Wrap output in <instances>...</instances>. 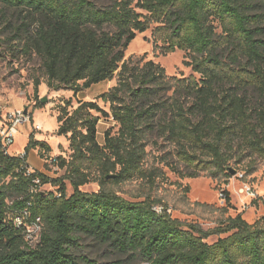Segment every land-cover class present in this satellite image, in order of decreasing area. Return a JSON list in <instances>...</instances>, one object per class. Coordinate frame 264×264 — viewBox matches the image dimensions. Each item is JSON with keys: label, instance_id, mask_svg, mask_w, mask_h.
I'll list each match as a JSON object with an SVG mask.
<instances>
[{"label": "trees", "instance_id": "trees-1", "mask_svg": "<svg viewBox=\"0 0 264 264\" xmlns=\"http://www.w3.org/2000/svg\"><path fill=\"white\" fill-rule=\"evenodd\" d=\"M0 3L13 13L6 41L13 58L41 62L45 81L35 80L36 96L43 83L50 91L78 95L117 77V85L98 97L110 113L92 101L73 110L71 100L60 106L56 133L68 138L71 152L70 159H56L63 177L27 175L26 160L5 155L0 147V264H99L78 255L84 238L141 264H264V218L249 224L239 214L205 231L174 219L161 200H126L109 187L132 180L152 185L162 176L145 168L155 138L174 147L191 179L230 178L233 165L264 158V0ZM153 25L155 50L190 54L188 65L199 80L170 77L144 58L126 61L137 35ZM96 113L119 127L117 134L114 128L105 132L103 145ZM39 146L50 148L32 135L25 152ZM111 174L117 177L107 180ZM36 179L58 187L59 195L43 193L40 186L33 192ZM95 181L99 192L80 190ZM38 219L41 233L32 247L26 226ZM212 236L220 238L209 244Z\"/></svg>", "mask_w": 264, "mask_h": 264}, {"label": "rangeland", "instance_id": "rangeland-1", "mask_svg": "<svg viewBox=\"0 0 264 264\" xmlns=\"http://www.w3.org/2000/svg\"><path fill=\"white\" fill-rule=\"evenodd\" d=\"M146 14V12H143ZM14 21L12 11H9L0 3V109L6 115L11 112L28 113L32 122L18 128L14 145L9 149L10 156H25L26 165L34 172H39L50 179H59L64 176V170L56 166V159L63 157L70 159L69 141L67 137L57 135L59 127L57 117L60 106L67 100H71L70 110L78 107L81 101L98 102L99 106L106 113H110V105L98 100V97L108 92L117 85V77L110 82H103L93 86L91 89L75 95L71 91H50L45 83L39 88L35 95L34 83L37 78L45 81L41 62L38 58L16 60L6 41L12 35L7 21ZM217 32L221 28L217 21L214 22ZM156 25L145 33L138 34L136 40L130 45L126 52V61L131 58H144L145 61H154L165 68L170 77L188 78L190 76L200 79L188 65L191 61L190 54L177 50L174 53L163 55L155 50L152 32ZM43 99H47L43 103ZM40 103L41 108H35ZM101 121L98 126V141L104 144L105 132L111 128L113 134H117L119 127L113 119L104 117L102 113H96ZM39 126L41 131L35 128ZM34 135L35 140L46 143L49 149L39 146L29 153L25 152L30 137ZM156 144H150L147 148L145 168L148 170L160 171L162 176L157 178L151 185L143 180L127 181L118 185L109 186L110 189L126 200H143L146 197L161 200L168 208L174 219L183 223L199 225L203 230L209 231L218 227L229 217L242 215L249 224H255L264 218V158L253 156L245 160L239 166L233 165L232 170L238 171L231 174L230 178L213 180L200 176L196 179L186 177L187 169L177 162L174 155V147L163 139H157ZM178 168L180 173L174 171ZM117 175H109L107 180L116 178ZM67 194L72 196L74 189L69 181H66ZM189 187V192H185ZM246 191L241 192L242 189ZM85 193H97L100 190L98 181L87 184L80 189ZM39 191L43 193H54L59 195L58 187L52 183L41 184ZM228 193L230 204L227 202ZM199 204V205H198ZM206 205V206H202ZM32 236L31 246L38 243V231L35 227L30 229ZM229 235H222L227 238ZM212 236L207 240L214 244L220 238ZM78 255L88 256L99 264H141L132 260L124 259L114 253L107 246L96 243L92 239L84 238L80 242Z\"/></svg>", "mask_w": 264, "mask_h": 264}, {"label": "built area", "instance_id": "built-area-1", "mask_svg": "<svg viewBox=\"0 0 264 264\" xmlns=\"http://www.w3.org/2000/svg\"><path fill=\"white\" fill-rule=\"evenodd\" d=\"M29 122H32V117L29 113L25 114V112L24 113L11 112V113H7L6 115H4L2 113V110L0 109V147L2 148V151L5 155H9V149L15 143V137L18 133V128L24 124L29 123ZM35 130L37 132H39V131H41V128L39 126H37L35 128ZM24 155H21V157H20L23 160L25 159ZM32 173H33V171L31 169L27 168V175H31ZM34 184H35V187L33 188V192L38 191V189H36V187L41 185V180L36 179L34 181ZM245 189H248V187H245L244 189H242L241 192L244 193L246 191ZM224 195H225V193L221 196L224 197ZM156 210L158 212H161V211H163V208L159 207V208H156ZM24 216H28V211L24 212ZM16 225H18V227H22L24 225V222L22 221L21 218L16 219ZM32 227H35L37 229V231L39 233V235H38V239H39V236L41 233L40 219H38L37 222L33 223L31 226H26V229H27V232H26L27 237L26 238L28 241H30V243L32 241V239L30 238L32 236V233L30 232V229Z\"/></svg>", "mask_w": 264, "mask_h": 264}, {"label": "water", "instance_id": "water-1", "mask_svg": "<svg viewBox=\"0 0 264 264\" xmlns=\"http://www.w3.org/2000/svg\"><path fill=\"white\" fill-rule=\"evenodd\" d=\"M46 101H47V99H43V103ZM25 114H28V109H26ZM235 173H236V171L232 170V174H235Z\"/></svg>", "mask_w": 264, "mask_h": 264}]
</instances>
